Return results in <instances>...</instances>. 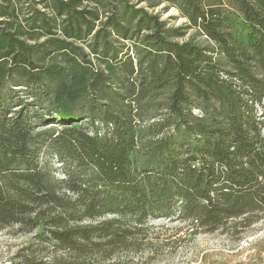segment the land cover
Here are the masks:
<instances>
[{"label": "trees", "instance_id": "16d2710c", "mask_svg": "<svg viewBox=\"0 0 264 264\" xmlns=\"http://www.w3.org/2000/svg\"><path fill=\"white\" fill-rule=\"evenodd\" d=\"M165 1L187 26L130 0H0V229L43 224L52 264L139 251L150 221L264 219V0H230L245 42L221 7Z\"/></svg>", "mask_w": 264, "mask_h": 264}, {"label": "rangeland", "instance_id": "374dc122", "mask_svg": "<svg viewBox=\"0 0 264 264\" xmlns=\"http://www.w3.org/2000/svg\"><path fill=\"white\" fill-rule=\"evenodd\" d=\"M130 1L158 15L167 28H184L188 25V19L179 8L165 0ZM207 3L222 8L228 30L236 39L247 40L245 21L230 0H207ZM184 32L179 42L192 40L203 47H214L213 42L196 30L185 29ZM18 89L21 98L31 96L33 92L31 89ZM196 114L200 112L196 111ZM43 117L45 121L38 123L41 129L51 126L50 121L46 122L48 117ZM46 162L58 167L53 151L49 149L42 153L41 164ZM63 177L62 173L57 172V179ZM148 227L151 244L144 245L139 251L119 252L104 264H264V219L237 232L229 225L213 233L195 234L189 223L167 219L150 221ZM44 231L43 224L32 230L19 225L0 229V264H26L27 260L30 264H52L53 248L38 240Z\"/></svg>", "mask_w": 264, "mask_h": 264}, {"label": "built area", "instance_id": "2783aa9c", "mask_svg": "<svg viewBox=\"0 0 264 264\" xmlns=\"http://www.w3.org/2000/svg\"><path fill=\"white\" fill-rule=\"evenodd\" d=\"M222 77H223L224 79H227V77L224 76V75H222ZM263 106H264V101H263ZM256 108H257V111H258V113H259V117H260V119H261V120H264V111H263L262 107L256 105ZM263 134H264V129H263Z\"/></svg>", "mask_w": 264, "mask_h": 264}]
</instances>
